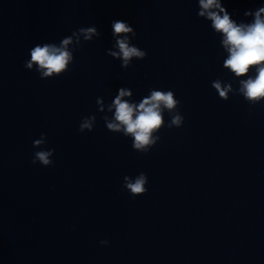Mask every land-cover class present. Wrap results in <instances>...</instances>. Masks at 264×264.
Listing matches in <instances>:
<instances>
[{"label":"water","instance_id":"1","mask_svg":"<svg viewBox=\"0 0 264 264\" xmlns=\"http://www.w3.org/2000/svg\"><path fill=\"white\" fill-rule=\"evenodd\" d=\"M221 4L250 23L245 11L264 0ZM198 11V0H0V264H264V102L219 98L214 80L239 82ZM114 20L148 54L127 69L107 55ZM88 26L101 36L62 76L24 67L35 45ZM120 87L135 103L150 89L174 91L183 126L169 129L165 112L160 140L136 152L96 104ZM42 133L55 149L49 167L31 162ZM141 172L148 191L132 198L123 178Z\"/></svg>","mask_w":264,"mask_h":264},{"label":"clouds","instance_id":"2","mask_svg":"<svg viewBox=\"0 0 264 264\" xmlns=\"http://www.w3.org/2000/svg\"><path fill=\"white\" fill-rule=\"evenodd\" d=\"M198 17L211 22V29L222 36L220 41L224 52L223 68L228 70L239 82L238 88H233L231 82L217 78L211 84L221 100L227 101L230 94L240 95L250 105L264 102V6L252 11H245V16H251L250 23H237L221 0H198ZM114 40L107 55L121 61V67L127 69L133 59L143 60L147 52L132 43L137 33L129 23L114 20L111 24ZM101 36L96 26L80 27L71 35L63 37L57 43L37 44L30 49V59L24 62L27 70H35L40 79H52L62 76L70 70L74 63V52ZM254 72V75L250 73ZM246 77V78H245ZM133 95L132 90L120 87L118 94L110 104H105L102 97L96 99L98 111L105 114L102 119L106 128L113 133L130 137L132 148L139 153H148L160 140L158 133L166 125L165 112L171 117L167 122L169 129L182 127L184 117L179 111L181 101L172 90L150 89L149 94L139 103L130 102L126 97ZM107 109V111H105ZM251 112V110H250ZM96 115L81 119L79 131L91 132L96 123ZM47 136L42 133L39 139L33 141V147L40 149L33 154L32 163L39 162L44 167L54 164L52 159L55 149H45ZM148 176L141 172L137 176H124L122 188L132 198L147 193ZM101 245H108V240H101Z\"/></svg>","mask_w":264,"mask_h":264}]
</instances>
